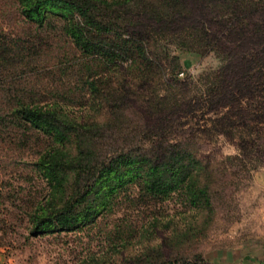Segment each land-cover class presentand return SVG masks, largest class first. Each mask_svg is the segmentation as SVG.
Segmentation results:
<instances>
[{
    "label": "trees",
    "instance_id": "trees-1",
    "mask_svg": "<svg viewBox=\"0 0 264 264\" xmlns=\"http://www.w3.org/2000/svg\"><path fill=\"white\" fill-rule=\"evenodd\" d=\"M15 2L35 29L65 37L70 52L51 71L59 61L72 78L37 89V43L0 41V142L26 149L42 181L38 193L0 190L1 231L10 205L27 237L87 229L125 205L140 224L116 216L114 247L74 264H212L197 246L225 182L264 161V0ZM174 48L219 62L194 76ZM122 115L134 124L116 132ZM219 136L238 154L200 146Z\"/></svg>",
    "mask_w": 264,
    "mask_h": 264
},
{
    "label": "rangeland",
    "instance_id": "rangeland-1",
    "mask_svg": "<svg viewBox=\"0 0 264 264\" xmlns=\"http://www.w3.org/2000/svg\"><path fill=\"white\" fill-rule=\"evenodd\" d=\"M4 39L16 40L27 51L28 46L34 42L39 46L33 52L35 62L32 63L39 69H34L35 75H28L30 84L37 89L62 87L70 82L69 78L72 77L67 75V67L59 62L70 52L68 41L65 37L54 36L46 30L35 29L19 15L15 0H0V41ZM172 52L179 56L185 72L194 76L213 68L219 62L213 52L204 55L175 48ZM56 60H59L57 66L60 70L51 71ZM120 120L124 125L116 128V132L126 130L130 121L133 125L135 118L122 115ZM125 137L130 138V135ZM201 144L203 149H210L216 159L238 154L235 143L223 136L211 143H200V146ZM31 158L32 155L26 149L15 150L3 141L0 142L2 194L12 198L9 194L16 193L17 196L18 191L30 194L32 190L36 193L42 190V181L29 163ZM255 165L248 171L239 172L237 176L231 175L225 182L222 193L226 199H218L215 222L208 235L198 243L197 249L212 264H264V161L256 162ZM229 169L232 172V166ZM16 202L20 204L18 199ZM166 204L171 211L173 201ZM9 208L15 217L11 213L4 216L6 233L0 229V248L13 258L14 264H74L85 254H98L102 250H108V244L114 247L117 239L109 236L108 232L113 227L116 216H120L118 218L123 222L126 218H133L138 220L137 224H140L141 216L140 211L131 207L126 210L125 205H122L114 215L100 218L97 224L87 229L27 237L20 220L22 207L10 205ZM139 240L140 237L136 236L126 245H136ZM123 243L120 241L119 248Z\"/></svg>",
    "mask_w": 264,
    "mask_h": 264
},
{
    "label": "crops",
    "instance_id": "crops-1",
    "mask_svg": "<svg viewBox=\"0 0 264 264\" xmlns=\"http://www.w3.org/2000/svg\"><path fill=\"white\" fill-rule=\"evenodd\" d=\"M0 264H14L13 258L3 248H0Z\"/></svg>",
    "mask_w": 264,
    "mask_h": 264
},
{
    "label": "built area",
    "instance_id": "built-area-1",
    "mask_svg": "<svg viewBox=\"0 0 264 264\" xmlns=\"http://www.w3.org/2000/svg\"><path fill=\"white\" fill-rule=\"evenodd\" d=\"M182 74H184V72H183V71L179 72V75H182Z\"/></svg>",
    "mask_w": 264,
    "mask_h": 264
}]
</instances>
